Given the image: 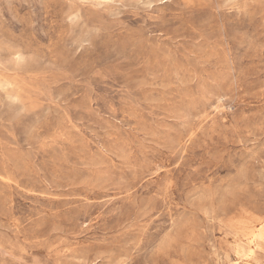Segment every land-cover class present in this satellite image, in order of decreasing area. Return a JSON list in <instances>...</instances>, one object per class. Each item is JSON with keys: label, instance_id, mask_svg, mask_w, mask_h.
Returning a JSON list of instances; mask_svg holds the SVG:
<instances>
[{"label": "rangeland", "instance_id": "374dc122", "mask_svg": "<svg viewBox=\"0 0 264 264\" xmlns=\"http://www.w3.org/2000/svg\"><path fill=\"white\" fill-rule=\"evenodd\" d=\"M0 264H264V0H0Z\"/></svg>", "mask_w": 264, "mask_h": 264}]
</instances>
